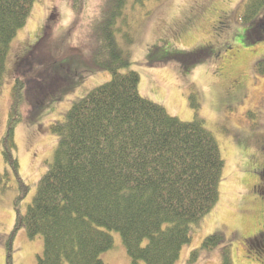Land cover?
Returning a JSON list of instances; mask_svg holds the SVG:
<instances>
[{
  "label": "rangeland",
  "instance_id": "obj_1",
  "mask_svg": "<svg viewBox=\"0 0 264 264\" xmlns=\"http://www.w3.org/2000/svg\"><path fill=\"white\" fill-rule=\"evenodd\" d=\"M80 1L75 9L74 0H37L27 24L12 41L0 91V175L9 171L1 140L20 74L26 80L27 97L21 106L24 119L14 134L24 184L13 174L7 187L0 183V264H7L6 243L11 236L12 264H37L43 255L42 236L30 238L25 228L15 230L18 183L25 197L18 208L26 213L58 147L60 137L51 126L65 117L76 100L112 78L92 63L98 47L95 26L104 0ZM243 1L140 4L129 0L116 24V39L130 53L131 68L140 74V94L183 121L198 116L216 138L224 159L220 198L192 226V240L175 264H223L227 252L233 264H264V239L252 236L264 224V189L259 187L264 168V74L255 68L264 59V40L247 37L253 24L240 22ZM50 18L56 23L51 35L44 36ZM50 51L56 62L69 64L72 71L69 68L41 82L43 65L37 57L44 59ZM33 101L43 108L36 112ZM213 234L223 239L207 250L203 243ZM112 235L114 247L102 254L103 264H131L121 234L113 231Z\"/></svg>",
  "mask_w": 264,
  "mask_h": 264
},
{
  "label": "trees",
  "instance_id": "obj_2",
  "mask_svg": "<svg viewBox=\"0 0 264 264\" xmlns=\"http://www.w3.org/2000/svg\"><path fill=\"white\" fill-rule=\"evenodd\" d=\"M36 1L0 0V91L12 41L27 24ZM128 2H103L92 63L112 78L76 100L65 117L51 126L60 137L58 147L26 213L18 208L25 197L14 133L24 119L21 106L27 91L26 80L20 74L15 79L1 140L9 171L0 175V183L7 187L12 174L20 182L15 230L25 228L30 238L43 237L44 253L37 264H103L102 254L114 247L113 231L121 234L131 264H175L192 240V226L220 198L224 159L212 132L198 116L183 121L140 94V74L131 68L130 53L116 39V24ZM80 5V0H74L75 9ZM240 22L253 24L248 38L264 40V0H244ZM55 23L53 18L48 20L44 36L51 35ZM36 62L43 65L41 82L69 68L72 71L69 64L56 62L51 51ZM255 68L264 74V59ZM37 107L36 112L43 105ZM11 237L6 243L7 264H12ZM222 239L210 235L203 246L211 250ZM223 264H233L229 252Z\"/></svg>",
  "mask_w": 264,
  "mask_h": 264
},
{
  "label": "flooded vegetation",
  "instance_id": "obj_3",
  "mask_svg": "<svg viewBox=\"0 0 264 264\" xmlns=\"http://www.w3.org/2000/svg\"><path fill=\"white\" fill-rule=\"evenodd\" d=\"M259 178H260V186L261 188L264 189V168L261 173H259ZM253 239L257 240L258 237L264 239V224L262 225V229L258 231V234L252 235ZM250 237L248 238V243L250 242ZM252 240V237H251ZM253 250V249H252Z\"/></svg>",
  "mask_w": 264,
  "mask_h": 264
}]
</instances>
